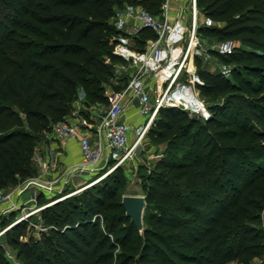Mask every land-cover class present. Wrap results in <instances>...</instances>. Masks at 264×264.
<instances>
[{"label":"trees","instance_id":"1","mask_svg":"<svg viewBox=\"0 0 264 264\" xmlns=\"http://www.w3.org/2000/svg\"><path fill=\"white\" fill-rule=\"evenodd\" d=\"M162 3L0 0V190L35 175L37 141L81 93L86 102H109L104 82L122 60L114 53L121 39L112 40L115 10L159 13ZM198 3L216 23L202 28L206 37L232 39L236 48L211 50L228 72L198 69L208 119L163 107L147 130L152 144L181 153L162 159L143 185V231L126 215L119 194L126 178L117 167L42 208L39 235L30 218L14 224L0 240V264H15L8 252L20 264H264V0ZM152 36L145 31L137 47Z\"/></svg>","mask_w":264,"mask_h":264},{"label":"built area","instance_id":"2","mask_svg":"<svg viewBox=\"0 0 264 264\" xmlns=\"http://www.w3.org/2000/svg\"><path fill=\"white\" fill-rule=\"evenodd\" d=\"M111 19L118 29L125 31L127 39L139 38L147 30L152 31L154 36L147 38L141 49L134 48L128 40H120L116 44L114 53L122 58L118 68L128 70V83L123 89L113 92L109 103L105 105L101 122L93 133L66 119L53 124L58 137L79 141L83 155L81 170L96 168L113 152L129 148L131 126L123 116L136 100L140 114L148 121L125 157L140 145L160 108L178 107L208 119L212 112L198 91L197 58L209 61L213 59L211 50L228 55L236 48V42L232 39L209 40L203 35L202 28L212 27L216 23L203 13L198 0H163L159 13L142 6L119 7ZM229 69L228 64L220 65L223 72ZM43 167L45 172L49 169L48 164ZM28 182L43 187L41 177ZM20 186L10 191L0 190V203H9L5 213L17 208L14 193L21 189ZM36 197L27 202L37 200ZM27 208L25 205L21 217L16 221L0 227V240L14 224L35 213L33 210L26 212ZM42 208L44 206L40 210ZM8 255L15 264H20L14 254L8 252Z\"/></svg>","mask_w":264,"mask_h":264},{"label":"rangeland","instance_id":"3","mask_svg":"<svg viewBox=\"0 0 264 264\" xmlns=\"http://www.w3.org/2000/svg\"><path fill=\"white\" fill-rule=\"evenodd\" d=\"M112 21V19H111ZM110 21V24L119 31L115 37H112V40L115 38H120L121 40L129 41L130 44L136 48L139 43L137 42L138 38H126L125 31H122L117 28ZM203 35L207 36L204 31ZM197 62V61H196ZM118 63L114 64V68H111V73L108 76V80L111 83L104 82L106 86V94L109 98L112 96L113 92L116 91V86H124L127 84L129 79V73L126 68H118ZM221 61L213 60L210 63H205L203 68H215V65ZM202 66H198L201 68ZM199 93L200 90L198 89ZM201 95V94H200ZM202 97V96H201ZM86 96L81 93L80 98L73 102L72 109L70 114L66 116V120H69L72 123L79 125L84 130H93V126H97L102 119V116L105 113L104 103H91L86 102ZM203 98V97H202ZM216 101H220L223 98L222 94H217L214 96ZM204 99V98H203ZM206 105L210 109L211 103L204 99ZM109 103V102H108ZM107 103V104H108ZM194 115V114H192ZM195 116V115H194ZM198 117V116H196ZM204 119L202 117H199ZM148 118L144 117V126L146 125ZM144 126L142 127L140 133L143 131ZM138 136L134 131V134L130 140L129 148L124 151H115L109 157H105L103 161L96 167L91 170H81L79 169L82 162L67 166L62 162V153H59V148H61L62 143L58 140V137L52 128L46 135L40 138L36 144V155L34 156V165H35V175L27 178L30 180L32 178L41 177V183L43 187H38L30 184L28 181L20 182V187L23 189L30 188L25 193V201L34 198L37 200L28 201L25 205L28 207L26 212L35 211L34 214L30 215V226L35 228V234L39 235L42 228H45L41 224V207H46L55 203L58 200L67 198L68 196H74L82 193L87 187L93 184H99L104 180L105 176L109 173H112L115 168H120V171L125 175L126 181L125 184L120 189V196L123 194H144L143 185L146 182H150L151 177L156 174L158 170H161L160 161L162 159H170L174 155L181 153L177 151V148H172L167 142L161 144H152L149 140L148 135L142 139L140 145L128 156L125 157L126 152L129 151L130 147L136 142ZM49 165V169L45 172L43 165ZM13 186L5 191H10ZM36 194V195H35ZM25 205H19L17 208L8 211L5 213L3 209L0 210V218L2 220H8L9 222L16 221L21 217L23 213V207ZM28 218V219H29ZM27 220V219H25ZM23 221V220H21ZM20 221V222H21ZM262 223L264 230V212L262 214ZM1 225V219H0ZM2 238V237H1ZM2 240V239H1ZM262 259H257L255 262H261ZM236 264V263H232Z\"/></svg>","mask_w":264,"mask_h":264},{"label":"crops","instance_id":"4","mask_svg":"<svg viewBox=\"0 0 264 264\" xmlns=\"http://www.w3.org/2000/svg\"><path fill=\"white\" fill-rule=\"evenodd\" d=\"M208 38V37H207ZM209 40H214L213 38H208ZM200 58V57H199ZM202 60V68L204 67V64L205 63H210L212 62L213 60H217L219 61V58L214 56L213 55V59L212 60H205L204 58H200ZM222 64V62H221ZM219 63H217L215 65V68H209L210 70L212 71H217V70H220V65ZM196 65H197V73H198V64L196 62ZM123 118L130 124L131 126V132H130V140L134 134V131L136 133V136H139L140 134V131L142 129V127L144 126V116H142L140 114V111H139V103L138 101L136 100L135 102H133L126 110ZM95 127L96 126H93V130H90L93 131L95 130ZM58 137V136H57ZM58 140L62 143V146L61 148H59V153H62V162L67 165V166H71V165H74V164H78V163H81L83 161V155H82V151H81V147H80V143L77 139H71V140H65V139H62L60 137H58ZM114 153V152H113ZM112 153V154H113ZM111 154V155H112ZM28 190H31L30 188H27V189H23L22 188L20 190H18L16 193H14V201L15 203H18L19 205H23L24 201H25V193L28 191ZM33 192V191H32ZM9 206V203L5 202V203H0V210L3 209L5 210L7 207ZM24 209V207H23ZM26 210V209H25ZM1 219V226H3V221L2 220L3 218H0Z\"/></svg>","mask_w":264,"mask_h":264},{"label":"water","instance_id":"5","mask_svg":"<svg viewBox=\"0 0 264 264\" xmlns=\"http://www.w3.org/2000/svg\"><path fill=\"white\" fill-rule=\"evenodd\" d=\"M146 196L144 194H124L122 205L126 215L131 218L140 231L144 229V213L146 208Z\"/></svg>","mask_w":264,"mask_h":264}]
</instances>
